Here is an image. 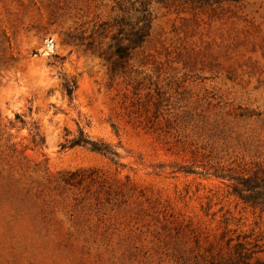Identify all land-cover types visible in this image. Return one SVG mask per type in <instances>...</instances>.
I'll return each mask as SVG.
<instances>
[{
	"label": "rangeland",
	"instance_id": "1",
	"mask_svg": "<svg viewBox=\"0 0 264 264\" xmlns=\"http://www.w3.org/2000/svg\"><path fill=\"white\" fill-rule=\"evenodd\" d=\"M254 174L264 0H0V264H264Z\"/></svg>",
	"mask_w": 264,
	"mask_h": 264
},
{
	"label": "trees",
	"instance_id": "2",
	"mask_svg": "<svg viewBox=\"0 0 264 264\" xmlns=\"http://www.w3.org/2000/svg\"><path fill=\"white\" fill-rule=\"evenodd\" d=\"M141 21H144V25L141 27H135L130 30V33L124 34L122 30H118V33L113 36L112 40L115 42L113 54L117 57V65L123 66L124 63L130 58V51L137 47H140L149 32V14L146 10L142 12ZM126 42L127 44H123ZM64 91L69 99L72 98L76 89L75 80L64 82ZM37 134H35L36 136ZM66 138L61 145L62 149H69L73 147H84L88 150L98 153L102 156H106L111 160L117 157V153L103 141H95L89 138L82 129H78L77 135L69 136L67 133ZM228 178L233 180L236 184L233 186V192L244 203L252 206H259L264 208V177H260L257 174L252 176H224L220 175L219 178Z\"/></svg>",
	"mask_w": 264,
	"mask_h": 264
}]
</instances>
